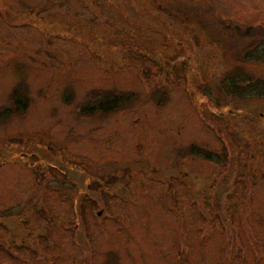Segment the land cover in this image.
I'll return each instance as SVG.
<instances>
[{"label": "rangeland", "instance_id": "1", "mask_svg": "<svg viewBox=\"0 0 264 264\" xmlns=\"http://www.w3.org/2000/svg\"><path fill=\"white\" fill-rule=\"evenodd\" d=\"M0 264H264V0H0Z\"/></svg>", "mask_w": 264, "mask_h": 264}, {"label": "trees", "instance_id": "2", "mask_svg": "<svg viewBox=\"0 0 264 264\" xmlns=\"http://www.w3.org/2000/svg\"><path fill=\"white\" fill-rule=\"evenodd\" d=\"M132 97L131 94H128L127 96H120V95H113V94H109V95H106L105 98L101 99L99 102H98V107L97 108H102L101 109V112H105L107 113L108 112H115L118 110V108L122 107L126 101L124 100H129L130 98ZM105 107H107L106 109H104ZM86 113L87 114H91V112H93L92 109H89V110H86Z\"/></svg>", "mask_w": 264, "mask_h": 264}]
</instances>
